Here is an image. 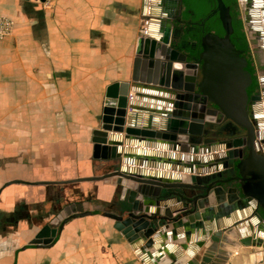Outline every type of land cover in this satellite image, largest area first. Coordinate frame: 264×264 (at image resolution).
<instances>
[{
    "label": "crops",
    "instance_id": "1",
    "mask_svg": "<svg viewBox=\"0 0 264 264\" xmlns=\"http://www.w3.org/2000/svg\"><path fill=\"white\" fill-rule=\"evenodd\" d=\"M43 1L0 0V16L13 21L12 35L0 39V264H145L138 254L143 244L134 248L116 228L117 219L124 218L126 197L120 199L115 177L78 179L100 176L114 163L93 158L91 133L99 127L107 86L131 79L136 40L146 25L150 0L145 7L144 0H51L48 6ZM245 2L238 0L241 15ZM168 10L173 13L172 4ZM251 25L263 27L261 22ZM248 34L260 54L255 55L260 56L258 67L264 70L262 42L253 31ZM133 94L129 91V99ZM138 113L143 123L148 114ZM156 117L159 128L162 117ZM118 147L133 149L130 160L140 164L146 157L148 163L163 162L164 157L159 161L157 154L146 152H168ZM255 211L254 205L237 210L248 235L264 232V220ZM226 219L214 212L210 219L197 221L215 226ZM161 230L147 252L162 255L163 263L180 251L185 255L180 248L185 228L177 229L176 240ZM170 230L171 225L165 232ZM196 234L192 231L191 236L196 239ZM35 238L42 242L33 244ZM260 251L264 249L241 245L228 263L254 264Z\"/></svg>",
    "mask_w": 264,
    "mask_h": 264
},
{
    "label": "water",
    "instance_id": "2",
    "mask_svg": "<svg viewBox=\"0 0 264 264\" xmlns=\"http://www.w3.org/2000/svg\"><path fill=\"white\" fill-rule=\"evenodd\" d=\"M215 1L206 19L217 14L223 35L208 32L201 37L197 62L188 61L171 45L174 12L168 6L180 10L182 0L149 1V14L144 11L146 25L136 40L131 79L107 86L99 127L91 133L93 158L114 163L100 176L78 179L115 177L120 199L126 197L124 218L117 219L116 228L134 248L143 244L138 254L145 264H179L184 258L188 259L182 264H229V257L241 245L264 249V232L248 235L247 223L237 212L254 205L256 216L264 220L259 214H264V91L247 94L252 79L242 50L230 40L229 8L222 0ZM241 17L264 49V0L253 4L246 0ZM260 22L261 29L251 25ZM129 91L134 93L131 99ZM138 112L148 114L142 124ZM157 115L162 117L159 128ZM122 144L168 152H146L164 157L160 164L148 163L147 157L144 163H133L134 150L118 147ZM214 212L227 219L215 226L197 221L210 219ZM161 227L162 234L172 240L180 238L179 227L185 228L180 248L186 257L180 251L163 263L162 255L147 252L145 248L158 241ZM40 242V238L32 241ZM254 260V264H264V252H257Z\"/></svg>",
    "mask_w": 264,
    "mask_h": 264
},
{
    "label": "trees",
    "instance_id": "3",
    "mask_svg": "<svg viewBox=\"0 0 264 264\" xmlns=\"http://www.w3.org/2000/svg\"><path fill=\"white\" fill-rule=\"evenodd\" d=\"M224 4L229 8V14L231 17V25L233 32L230 35V40L234 46L242 50V56L247 61L246 70L251 75V84L247 88V94L259 92V84L256 75L255 65L250 53L249 45L246 39V34L243 27L242 17L238 0H222ZM181 19L184 21H191L192 23L176 22V26H180L182 31L178 36H173L171 45L173 48L182 52L188 61H196L201 51L200 39L201 37L212 32L219 36L223 35L217 14L208 15L216 6L215 0H182ZM202 23V25H201Z\"/></svg>",
    "mask_w": 264,
    "mask_h": 264
},
{
    "label": "rangeland",
    "instance_id": "4",
    "mask_svg": "<svg viewBox=\"0 0 264 264\" xmlns=\"http://www.w3.org/2000/svg\"><path fill=\"white\" fill-rule=\"evenodd\" d=\"M244 31L246 34V38L250 39V36L248 34V30L244 28ZM248 45H249L250 53H251V56H252V59H253L254 65H255L256 75H257V79H258L259 75L262 74V72H264V70H262L258 67V65L261 63L260 56H257V58L255 56L256 54L257 55H260V54L258 53V48L256 47V42L254 40L250 39V42H248ZM258 84H259V82H258ZM262 89H264V86L261 85V83H260L259 84V91H261Z\"/></svg>",
    "mask_w": 264,
    "mask_h": 264
},
{
    "label": "built area",
    "instance_id": "5",
    "mask_svg": "<svg viewBox=\"0 0 264 264\" xmlns=\"http://www.w3.org/2000/svg\"><path fill=\"white\" fill-rule=\"evenodd\" d=\"M51 0H44L43 5L48 6ZM13 31V21L7 17L0 16V39L10 37Z\"/></svg>",
    "mask_w": 264,
    "mask_h": 264
},
{
    "label": "flooded vegetation",
    "instance_id": "6",
    "mask_svg": "<svg viewBox=\"0 0 264 264\" xmlns=\"http://www.w3.org/2000/svg\"><path fill=\"white\" fill-rule=\"evenodd\" d=\"M182 3V2H181ZM181 10H182V5H181V9L180 10H178V9H176V8H174V10H173V12H174V18H173V22H174V28L172 29V33H173V35H172V37L173 36H178L179 37V35L181 34V31H182V29H181V27L180 26H176L175 25V23L176 22H185V23H192L191 21H184V20H182L181 19ZM179 18V20H177ZM201 25H202V23H201ZM194 62H197V59H196V61H194ZM227 122H225V124H226ZM226 129H227V131H226V134H231L232 133V131H231V127L230 126H228V127H226ZM237 131V130H236ZM238 134H239V132H237ZM237 133H235V134H237ZM237 134V135H238ZM240 135V134H239ZM240 136H243V134H241Z\"/></svg>",
    "mask_w": 264,
    "mask_h": 264
}]
</instances>
